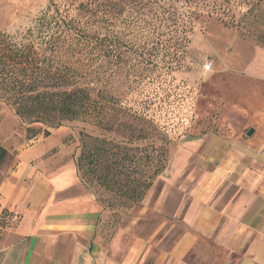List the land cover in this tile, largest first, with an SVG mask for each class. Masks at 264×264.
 <instances>
[{
  "label": "rangeland",
  "instance_id": "374dc122",
  "mask_svg": "<svg viewBox=\"0 0 264 264\" xmlns=\"http://www.w3.org/2000/svg\"><path fill=\"white\" fill-rule=\"evenodd\" d=\"M103 1L124 8L118 14L113 8L109 13V56L93 60L92 67L81 51L72 62L90 80L87 86L93 88V96L104 97L107 127L94 125L93 112L48 128L45 136L44 126L20 122L0 100V147L6 150L0 170L7 168L12 156L35 145L44 152L42 161H58L52 171L59 170L62 162L74 163L77 170L80 132L130 142L134 147L163 146V169L137 203L105 192L77 170L82 188L93 195L100 209L94 236L99 240L95 249L103 254L92 255L91 263L106 264L108 259L118 263L126 248L127 264H154L183 231L175 210L187 201L184 191L197 174L190 178L191 172L213 168L205 155L209 145L219 138L247 137L250 122L233 109L251 102L248 68L257 54L264 58V0H0V32L19 40L40 17L50 14L51 4L65 5L75 13L80 3L94 6ZM170 4L179 14L191 17L192 30L185 34L183 46L173 44L176 36L170 23L169 27L159 25V9ZM38 36L35 31L33 38ZM206 60L212 63L209 71L204 69ZM259 117L258 121L264 119L257 114L250 121L255 123ZM33 132L37 133L32 136ZM44 249L48 250L45 245L36 249L32 264H45L39 257ZM71 258L64 255L53 260L69 264ZM80 260L85 263L86 258Z\"/></svg>",
  "mask_w": 264,
  "mask_h": 264
},
{
  "label": "crops",
  "instance_id": "0c3cea01",
  "mask_svg": "<svg viewBox=\"0 0 264 264\" xmlns=\"http://www.w3.org/2000/svg\"><path fill=\"white\" fill-rule=\"evenodd\" d=\"M248 69L251 102L233 112L247 116L252 133L209 145L205 155L213 168L191 172L190 178L197 174L184 191L187 201L175 210L183 231L154 264H264V119L250 121L264 116V58L257 54ZM42 151L38 145L21 151L0 170V211L15 216L0 232V264H32L43 245L45 264H63L53 258L64 255L72 257L69 264H92V255L103 254L94 236L100 209L74 163L62 162L54 172L58 161H42ZM125 253L122 261L106 264H127Z\"/></svg>",
  "mask_w": 264,
  "mask_h": 264
},
{
  "label": "trees",
  "instance_id": "16d2710c",
  "mask_svg": "<svg viewBox=\"0 0 264 264\" xmlns=\"http://www.w3.org/2000/svg\"><path fill=\"white\" fill-rule=\"evenodd\" d=\"M51 5L50 14L40 17L36 26L25 30L21 39L0 32V100L13 109L20 122L44 126L45 136L49 135L48 128H58L64 121L84 119L93 112L96 113L94 125L105 129L108 124L106 101L103 96L99 98V94L93 96V88L87 86L90 80H86L72 58L82 51L89 66L93 67V60L109 56L112 42L108 34L109 13L112 8L116 9V14L124 8L110 1L94 6L80 3L73 13L65 5ZM158 15L160 26H168L167 23L173 26L171 30L176 36L173 44H186L185 34L192 30L191 17L179 14L171 4L161 7ZM35 31L37 36L41 34L38 39L33 38ZM79 136L77 170L86 180L125 202L141 201L163 169L166 156L163 146L134 147L130 142L108 140L84 132ZM5 155L6 150L0 147V163ZM14 217L0 211L3 227H9Z\"/></svg>",
  "mask_w": 264,
  "mask_h": 264
},
{
  "label": "built area",
  "instance_id": "2783aa9c",
  "mask_svg": "<svg viewBox=\"0 0 264 264\" xmlns=\"http://www.w3.org/2000/svg\"><path fill=\"white\" fill-rule=\"evenodd\" d=\"M205 65H204V69L206 70V71H209L210 69H211V66H212V63L211 62H209V61H205ZM1 222H2V220H0V232L1 231H3L6 227L4 226L3 227V225L1 224ZM4 222H7V220H4Z\"/></svg>",
  "mask_w": 264,
  "mask_h": 264
},
{
  "label": "water",
  "instance_id": "95a60500",
  "mask_svg": "<svg viewBox=\"0 0 264 264\" xmlns=\"http://www.w3.org/2000/svg\"><path fill=\"white\" fill-rule=\"evenodd\" d=\"M252 133V130H250L248 133H247V135H250Z\"/></svg>",
  "mask_w": 264,
  "mask_h": 264
}]
</instances>
